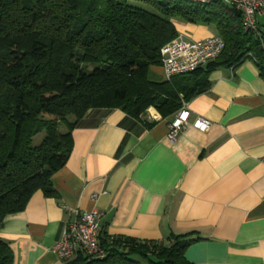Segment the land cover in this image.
I'll list each match as a JSON object with an SVG mask.
<instances>
[{
    "label": "crops",
    "instance_id": "1",
    "mask_svg": "<svg viewBox=\"0 0 264 264\" xmlns=\"http://www.w3.org/2000/svg\"><path fill=\"white\" fill-rule=\"evenodd\" d=\"M174 25L187 41L217 34L213 26ZM148 78L165 80L162 66L150 67ZM208 81L181 102L188 124L173 140L168 121L180 108L166 117L153 107L137 117L88 110L51 176L56 197L35 191L0 226L12 264H63L53 246L76 209L99 212V245L116 236L166 242L173 234L188 240L184 255L194 264H264V78L245 59L216 68ZM198 115L210 121L207 130L191 125Z\"/></svg>",
    "mask_w": 264,
    "mask_h": 264
},
{
    "label": "trees",
    "instance_id": "2",
    "mask_svg": "<svg viewBox=\"0 0 264 264\" xmlns=\"http://www.w3.org/2000/svg\"><path fill=\"white\" fill-rule=\"evenodd\" d=\"M174 21L213 26L224 49L195 71L152 81L149 68L161 65L162 48L178 36ZM260 32L244 30L241 13L221 0H0V226L35 191L56 197L51 176L88 110L137 117L153 106L166 117L208 88L211 71L245 59L264 78V25ZM187 245L173 234L166 242L116 236L100 243L102 259L79 253L63 264H194ZM12 259L0 240V264Z\"/></svg>",
    "mask_w": 264,
    "mask_h": 264
},
{
    "label": "built area",
    "instance_id": "3",
    "mask_svg": "<svg viewBox=\"0 0 264 264\" xmlns=\"http://www.w3.org/2000/svg\"><path fill=\"white\" fill-rule=\"evenodd\" d=\"M186 1L209 4L215 0ZM221 1L230 4L241 13L244 30L257 37L261 35L262 25L258 18L264 17V0ZM223 49L224 41L218 35H210L192 41H187L178 35L161 50V66L165 80L169 81L173 76L187 74L203 67L218 57ZM188 117L189 109L183 102L180 109L168 121L167 137L170 140H173L177 133L188 124ZM191 125L200 131H205L210 126V121L198 115ZM261 161L264 162V158H261ZM92 198H95V195ZM99 226L100 214L96 209L74 210L73 220L66 223L61 238L53 246V251L63 262L75 258L79 253L102 259L106 252L98 243Z\"/></svg>",
    "mask_w": 264,
    "mask_h": 264
},
{
    "label": "rangeland",
    "instance_id": "4",
    "mask_svg": "<svg viewBox=\"0 0 264 264\" xmlns=\"http://www.w3.org/2000/svg\"><path fill=\"white\" fill-rule=\"evenodd\" d=\"M150 107H153V106H150ZM149 108V107H148ZM147 108V109H148ZM154 108V107H153ZM69 121H72V119L71 118H69ZM65 130V126H63V125H60V131H64ZM40 135H38L36 138H35V141L36 140H39L40 139V137H39ZM39 138V139H38Z\"/></svg>",
    "mask_w": 264,
    "mask_h": 264
}]
</instances>
